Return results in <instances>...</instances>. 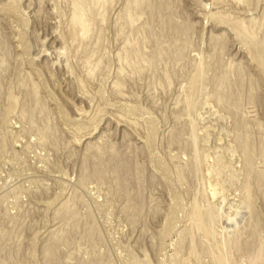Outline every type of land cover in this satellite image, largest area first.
<instances>
[{"label": "rangeland", "instance_id": "374dc122", "mask_svg": "<svg viewBox=\"0 0 264 264\" xmlns=\"http://www.w3.org/2000/svg\"><path fill=\"white\" fill-rule=\"evenodd\" d=\"M87 1L0 0V264H264V0Z\"/></svg>", "mask_w": 264, "mask_h": 264}, {"label": "bare ground", "instance_id": "6f19581e", "mask_svg": "<svg viewBox=\"0 0 264 264\" xmlns=\"http://www.w3.org/2000/svg\"><path fill=\"white\" fill-rule=\"evenodd\" d=\"M68 1H70L69 2V4L68 5H70L69 6V8H70V19H69V21L71 22V26H69V28L70 27H72V31L70 32L71 33V37L72 38H76V37H78L79 38V40H81L80 39V37L81 38H85L86 36V33H87V31L89 30V28H88V18H86V13H87V11L89 10V8L91 7L89 4L90 3H87L88 5H89V7H88V10H87V7H86V0H68ZM92 3L94 2V4H101V2L103 1V0H90ZM141 1H143V0H131L130 1V4L132 5V8L131 9H133V6L136 8L137 6H139L140 5V3H142ZM87 2H89V0L87 1ZM129 2V1H128ZM104 3V2H103ZM106 3V2H105ZM87 5V6H88ZM102 5V4H101ZM106 5V4H105ZM60 6V5H59ZM126 6V5H125ZM128 6H129V3H128ZM126 8V7H125ZM93 9V8H92ZM95 9V8H94ZM127 9V8H126ZM125 9V10H126ZM131 9H128L129 10V12H130V10ZM137 9V8H136ZM128 10H127V12H128ZM134 11V10H133ZM126 12V11H125ZM126 12V13H127ZM128 12V13H129ZM101 13V12H100ZM90 14V13H89ZM99 14V13H98ZM128 16H127V21H128V23H129V25H130V23H132L131 22V15H130V13L129 14H127ZM138 17V16H137ZM90 18V17H89ZM135 18V17H134ZM125 20H126V17H125ZM138 21V20H137ZM69 22V23H70ZM119 22V21H118ZM135 24V23H134ZM242 24V23H241ZM132 25V24H131ZM242 26V25H241ZM69 31H70V29H68ZM90 31V30H89ZM247 31V30H246ZM250 31V30H249ZM246 33V32H245ZM69 34V33H68ZM70 35V34H69ZM239 35V34H238ZM68 36V35H67ZM85 36V37H84ZM72 38L70 39L71 40V42L72 41H74V39L72 40ZM78 38L76 39V40H78ZM83 39H82V41H83ZM243 39V38H242ZM252 40V39H251ZM249 41V40H248ZM79 42V41H78ZM82 43V42H81ZM95 45V44H94ZM130 48V47H129ZM128 48V49H129ZM73 52V51H72ZM124 52V51H123ZM78 53V52H77ZM125 55V54H124ZM135 55V54H134ZM249 55V54H248ZM126 56V55H125ZM126 59V58H125ZM125 64V63H124ZM134 66H135V64H134ZM139 70V69H138ZM87 71V70H86ZM206 208V207H205ZM247 209V208H246ZM244 213V212H243ZM198 217V216H197ZM198 220H200V219H198ZM202 225V224H201ZM236 235V234H235ZM235 240V239H234ZM191 242V241H190ZM223 244V243H222Z\"/></svg>", "mask_w": 264, "mask_h": 264}]
</instances>
